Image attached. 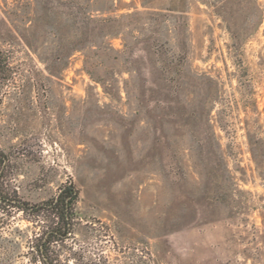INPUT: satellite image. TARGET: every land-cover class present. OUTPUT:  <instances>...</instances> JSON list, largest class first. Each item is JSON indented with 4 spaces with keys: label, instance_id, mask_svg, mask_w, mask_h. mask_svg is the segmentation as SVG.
<instances>
[{
    "label": "rangeland",
    "instance_id": "374dc122",
    "mask_svg": "<svg viewBox=\"0 0 264 264\" xmlns=\"http://www.w3.org/2000/svg\"><path fill=\"white\" fill-rule=\"evenodd\" d=\"M64 3L0 0L1 182L80 192L54 264H264V0H92L114 51L54 66ZM42 230L1 209L0 264H44Z\"/></svg>",
    "mask_w": 264,
    "mask_h": 264
},
{
    "label": "trees",
    "instance_id": "16d2710c",
    "mask_svg": "<svg viewBox=\"0 0 264 264\" xmlns=\"http://www.w3.org/2000/svg\"><path fill=\"white\" fill-rule=\"evenodd\" d=\"M36 1L37 7L40 8V11L42 10L40 12L41 15L49 14L50 16H57L61 14V12L57 11V7L59 9L58 3H62L63 0ZM64 1L65 3L60 4V6L66 10L65 14L62 12L66 19V28L59 30L57 27H53L57 43L55 52L52 54L54 66L66 65L70 56L74 52L83 49L86 44H98L100 49L104 48L102 52L107 55H109L108 51H114L112 47L104 46V39L119 34L120 27H118V23L120 19L96 15L89 9L92 0ZM233 32L237 43L243 42V38H240L241 34L236 32V30ZM97 80L98 82H103L100 77H97ZM249 142L252 147L253 156L259 162L260 159L258 158L264 156V151L260 150L264 141L254 139L253 135L249 134ZM3 162L4 159L0 155V210L3 208H13L14 210L23 211L27 214L29 220L42 225L43 230L39 236L36 233V241H34L32 246L35 249V254H37L35 258L44 264H54L50 245L54 241H65L73 232V207L80 196L79 189L71 181L64 184L55 196L38 203H30L20 198L16 193L10 192L6 189L4 183L1 182L3 178Z\"/></svg>",
    "mask_w": 264,
    "mask_h": 264
}]
</instances>
